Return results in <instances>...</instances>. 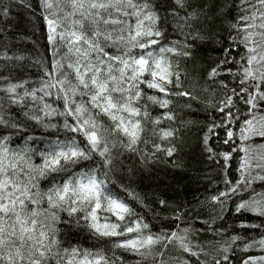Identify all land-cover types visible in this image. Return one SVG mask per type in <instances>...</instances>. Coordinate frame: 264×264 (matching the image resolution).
I'll list each match as a JSON object with an SVG mask.
<instances>
[{
    "label": "snow or ice",
    "instance_id": "1",
    "mask_svg": "<svg viewBox=\"0 0 264 264\" xmlns=\"http://www.w3.org/2000/svg\"><path fill=\"white\" fill-rule=\"evenodd\" d=\"M40 5L53 57L40 87L3 75L6 66L0 65V264H125L123 253L137 256L136 264H192V257L195 264H232L228 253L240 237L215 247L217 254L209 260L211 253L192 243L189 229L152 233L108 185L125 153L145 161L159 152L174 155L171 141L177 129L161 126L176 121L174 100L184 98L187 109L192 102L205 103L193 87L184 86L190 74L181 61H191L193 72L204 71L206 81L223 89L218 101L206 104L222 122L208 126L205 150L210 158L217 155L209 134L222 127L224 143H234L231 152L219 153L225 170L233 153L241 154L239 178L235 183L225 178L227 190L211 199L223 209L227 199L238 196L237 213L264 218V191L253 187L256 182L264 186V0H203L195 6L194 0H40ZM233 9L236 15L229 18ZM8 10L0 0V15ZM217 21L226 26L228 47L212 66L197 69L200 48L223 44L213 31ZM169 27L176 38L168 39ZM240 48L243 54L237 59L232 53ZM222 76L232 81L218 79ZM50 98L61 103L53 106ZM237 101L246 111L237 108ZM152 106L159 116H153ZM55 117L62 122L52 123ZM22 121L64 132L65 138L49 141L47 151L39 154L41 162L34 163L27 150L10 147L13 133L27 131ZM141 144H151L153 150L142 151ZM85 162L92 167L76 171ZM42 181L49 186L42 188ZM183 215L177 212L175 219ZM133 216L135 220L123 223ZM59 224L86 228L98 240L110 242L111 255L104 249L63 247ZM257 244L264 249V234L242 250ZM170 245L185 258H170ZM115 250L123 252L118 256ZM241 264H264V256H248Z\"/></svg>",
    "mask_w": 264,
    "mask_h": 264
},
{
    "label": "trees",
    "instance_id": "2",
    "mask_svg": "<svg viewBox=\"0 0 264 264\" xmlns=\"http://www.w3.org/2000/svg\"><path fill=\"white\" fill-rule=\"evenodd\" d=\"M203 0H194L202 3ZM232 0H228L231 4ZM238 3V0H237ZM3 6L8 7V14L0 15V65H5L3 75L11 76L14 80H29L28 87L38 88L40 78L44 74L45 68H49L52 61L51 46L47 41V31L45 22L42 19V7L39 0H3ZM236 15L233 9L229 15ZM226 27V26H225ZM225 27L220 26V21L213 25V31L217 33L216 39L223 41V44L209 43L197 52V69H206L223 55V48L228 47V42L224 39L227 36ZM168 39L176 38L172 34V28H167ZM239 54H243V48L232 55L239 59ZM4 56H24L23 61L6 60ZM181 66L189 72V77L184 80L185 88L193 87L205 103L192 102V108L184 107L188 101L184 98L174 100V110L176 121H164L162 127L171 126L177 129L175 138L171 141L176 147V152L172 157H166L162 153H157L155 159L142 160L137 155L125 153L116 164V172L110 177L109 189L119 195L124 194L130 202L137 216L145 218L150 223V228L157 231H181L189 229L192 243L199 244L210 252L211 256L217 253L215 247L229 240L231 236H238L233 245V251L228 253L232 258V264H241V260L248 256H264V249L258 244L243 251L245 243L253 239L259 240L264 234V218H257L252 213H237L236 204L239 202L238 196L227 199L223 209L219 203L212 201L213 196L219 195L221 191L227 190L225 178L235 183L239 178L237 172L238 160L241 155L239 152L233 153V158L228 161L225 170V161L219 155L223 152H231L234 143L225 144V129L216 128L214 134H209V146L217 154L209 157L205 150L203 137L208 131V126L215 121L217 124L222 122V117L210 106L208 102H216L223 96V89L218 83L206 81L205 72L198 70L193 72L192 62L184 63ZM232 67V65H229ZM226 82H231V76H222ZM234 83H229V87H234ZM207 91H204V90ZM49 103L52 100L49 99ZM53 106L57 104L52 103ZM237 108L241 112L246 111L242 104L237 101ZM236 109H233L235 111ZM153 116H159L160 110L156 106L150 108ZM26 132L15 133L18 139L27 143L29 154L39 156L41 139L47 141L55 140L57 136L61 140L65 138L64 132H53L45 129L31 121H22ZM59 117L52 118V123H61ZM235 129L236 126L233 125ZM67 135H71L70 133ZM26 136L35 137L34 140H27ZM156 143L164 144L155 138ZM238 142V141H237ZM166 145V144H165ZM142 151L151 152V144L147 147L141 144ZM92 167L91 162H85L76 171ZM59 179V177L57 178ZM41 185L48 187L46 182ZM254 184L257 191H264V186ZM123 189L122 192L120 189ZM120 190V191H119ZM243 195V193L238 194ZM136 197V198H133ZM247 199V196L244 197ZM160 200H165L166 205H161ZM177 212L184 213L181 220H176ZM219 217H222L219 218ZM129 220H133L131 217ZM215 221V223H212ZM208 222L211 229L208 228ZM261 225L257 228H243L241 224ZM179 225V227H177ZM60 231L59 239L63 247L74 246L81 249L109 251L111 245H105L97 238L91 237L90 233L83 227L68 228L64 224L57 225ZM119 254L123 250H115ZM125 264H136L137 256L131 253H123ZM167 255L170 258H185L186 254L180 253L175 247L169 246ZM192 264H195V257H192ZM201 259H204L201 256Z\"/></svg>",
    "mask_w": 264,
    "mask_h": 264
},
{
    "label": "bare ground",
    "instance_id": "3",
    "mask_svg": "<svg viewBox=\"0 0 264 264\" xmlns=\"http://www.w3.org/2000/svg\"><path fill=\"white\" fill-rule=\"evenodd\" d=\"M42 19H43V16H42ZM44 21V20H43ZM40 87V84L38 85V88ZM60 103H61V101H59ZM59 118H61V117H59ZM61 119H63V118H61ZM166 144V145H165ZM41 145H43L44 146V149L41 147V149L43 150V151H41V152H46L47 151V149H48V147H49V141H47L45 138H42L41 139ZM163 146H165V147H167V146H169V142L168 141H164V144H163ZM10 147H12V148H14V149H17V150H22V149H27V151H28V146H27V143L25 144V142H23V141H21L20 139H18V136L15 134V133H13L12 134V143L10 144ZM29 152V151H28ZM160 153H162L164 156H166L163 152H160ZM30 156H31V160L34 162V163H40L41 162V159H40V155L39 156H34V155H31V154H29ZM167 158H168V156H166ZM41 187L42 188H47V187H44V186H42L41 185ZM108 187H109V185H108ZM122 192L124 191L122 188L120 189ZM119 190V191H120ZM116 196H118L119 198H121V199H123V200H125L128 204H129V206L131 207V205H130V202L128 201V199H127V197L124 195V194H121V195H119V194H117V193H114ZM133 220H135L136 219V217L135 216H133V217H131ZM143 219V222L144 223H147L148 225H149V228H150V223L148 222V220H146L145 218H142ZM133 220H129V219H127L126 221H128V222H125L126 224H128V223H130L131 221H133ZM124 223V222H123ZM86 231H88L89 233H90V235H91V237L92 238H94V239H96V237L94 236V234L93 233H91L88 229H86V228H84ZM150 230H151V232L152 233H157V231H155L154 229H152V228H150ZM105 239H108V238H105ZM112 239H115V238H112ZM99 241H101L102 243H104V241L103 240H99ZM105 245H110V242L109 243H104ZM75 246V245H74ZM92 251V250H91ZM116 254L119 256V255H121V254H119V252L118 251H116Z\"/></svg>",
    "mask_w": 264,
    "mask_h": 264
},
{
    "label": "rangeland",
    "instance_id": "4",
    "mask_svg": "<svg viewBox=\"0 0 264 264\" xmlns=\"http://www.w3.org/2000/svg\"><path fill=\"white\" fill-rule=\"evenodd\" d=\"M40 1V0H39ZM51 99V98H50ZM52 100V103H55V104H60V102L59 101H54L53 99H51ZM22 150H27V149H22ZM253 187H254V185H253ZM102 215H107V214H102ZM113 220L115 219L114 217L112 218ZM125 222H128V221H124V223ZM126 224V223H125Z\"/></svg>",
    "mask_w": 264,
    "mask_h": 264
}]
</instances>
